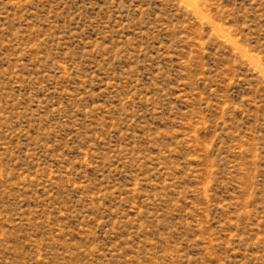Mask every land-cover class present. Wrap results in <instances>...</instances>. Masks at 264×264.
I'll use <instances>...</instances> for the list:
<instances>
[{"label":"rangeland","instance_id":"374dc122","mask_svg":"<svg viewBox=\"0 0 264 264\" xmlns=\"http://www.w3.org/2000/svg\"><path fill=\"white\" fill-rule=\"evenodd\" d=\"M0 264H264V0H0Z\"/></svg>","mask_w":264,"mask_h":264}]
</instances>
